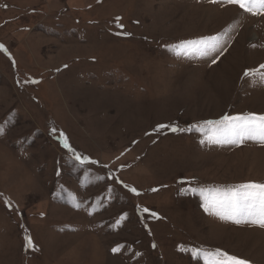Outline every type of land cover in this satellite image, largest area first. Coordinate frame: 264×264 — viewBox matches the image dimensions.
<instances>
[{
	"label": "rangeland",
	"instance_id": "obj_1",
	"mask_svg": "<svg viewBox=\"0 0 264 264\" xmlns=\"http://www.w3.org/2000/svg\"><path fill=\"white\" fill-rule=\"evenodd\" d=\"M0 45V264H205L192 249L264 264V228L205 206L264 183V144L212 143L205 123L264 115V79L243 75L264 64V15L0 0Z\"/></svg>",
	"mask_w": 264,
	"mask_h": 264
},
{
	"label": "snow or ice",
	"instance_id": "obj_2",
	"mask_svg": "<svg viewBox=\"0 0 264 264\" xmlns=\"http://www.w3.org/2000/svg\"><path fill=\"white\" fill-rule=\"evenodd\" d=\"M228 3L238 5L240 9L252 15H264V0H228ZM216 39V37L210 38L213 42ZM200 43L207 42L201 41ZM0 50H3V45H0ZM261 69H264V64H261L258 68L246 69L243 75L249 77L259 74L264 79V72H261ZM205 123L211 127L212 135L209 137V141L212 143L239 144L245 139H256L264 144V115L253 113L236 116L224 115L219 120L206 121ZM165 127L170 126L159 125L157 130ZM171 131H184V129L171 127ZM53 132H55V129H53ZM61 136L63 137V133H61ZM62 144L69 152H74L66 137H63ZM74 159L79 161L81 165L96 163V161H90L87 156L81 157L78 153H75ZM131 191L136 192L135 189H131ZM193 191L195 190L193 189ZM201 195H204L203 191H201ZM205 199L206 210H212L222 220H228L237 225L251 223L264 228V183L248 182L239 184L219 192L212 199L207 197ZM144 211L148 212L149 210L145 208ZM152 215L156 216V213H152ZM26 247H34L31 238H26ZM112 251L114 253L119 252L120 248H113ZM201 254L207 257L205 264H249L246 260L218 249L204 253H201V250L192 249L193 258Z\"/></svg>",
	"mask_w": 264,
	"mask_h": 264
}]
</instances>
